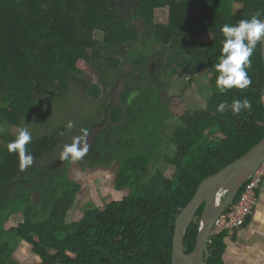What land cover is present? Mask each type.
Listing matches in <instances>:
<instances>
[{"label":"trees","instance_id":"obj_1","mask_svg":"<svg viewBox=\"0 0 264 264\" xmlns=\"http://www.w3.org/2000/svg\"><path fill=\"white\" fill-rule=\"evenodd\" d=\"M165 8L169 9L168 24L156 23V9ZM257 11L264 13V0H0V121L16 125L33 117L38 124L40 120L45 123L48 118L38 113L42 99L70 98L75 92L72 81L95 66L99 74L112 80L120 63L114 57L116 51L141 39L126 55L134 66L142 65L160 46L178 40L184 58L175 61V73L183 76L214 70L223 39L221 26L236 24ZM135 21L143 23L142 37ZM95 30L105 32L103 41L94 38ZM189 36L194 41L184 42ZM193 62L196 67L190 70ZM141 69L143 72L144 67ZM246 70L252 84L225 93L216 89L214 70L209 83L217 93L207 107L185 115L175 125L171 139L175 150L164 153L169 144H161L160 161L156 145L149 154L127 152L120 158L114 179V188L122 198L102 207L85 206L79 222L67 221L81 189L74 181L63 185L56 201L38 216L32 214V199L23 184L17 198L13 189L8 198L0 193V264H19L16 256L22 245L34 254V264H173L176 218L201 182L245 155L264 137L261 44ZM87 88L90 98H100L97 82ZM245 97L252 104L250 110L235 115L230 108L217 111L220 102L230 104L233 98ZM110 109L113 122H120L121 108ZM4 136L0 133V138ZM8 143L0 146L3 190L16 181L28 180L27 169L20 170L19 157L8 152ZM28 149L33 164L40 162L57 149L55 134L32 138ZM168 168L173 169L171 177L166 175ZM243 191L244 187L235 203ZM203 209L186 235L187 253L195 248ZM12 221L18 223L16 227L9 225ZM231 239L227 233L212 236L208 264H225Z\"/></svg>","mask_w":264,"mask_h":264},{"label":"rangeland","instance_id":"obj_2","mask_svg":"<svg viewBox=\"0 0 264 264\" xmlns=\"http://www.w3.org/2000/svg\"><path fill=\"white\" fill-rule=\"evenodd\" d=\"M239 9V7H236V10ZM157 14L158 17L157 19L155 17V22L160 24H168V9L157 10L154 16ZM133 25L136 30H138V34L140 35V37H142L144 32L143 23L140 21H135L133 22ZM104 36V31L95 30L94 38L97 41H103ZM189 37L188 39L187 37L184 38L185 42L194 41L191 36ZM207 37L208 36L203 37V39H206ZM140 41L139 43H142ZM139 43L123 45L116 51V55L114 57H117V60L119 59L120 63L119 69L114 72L116 74V77H114L112 80H108L106 76L99 74V72L97 71L98 66H95L89 70L87 69L82 78L79 77L72 81V88H74L75 92L70 98H67L64 101H60L58 99H53L51 101L47 99L48 97L46 99H42V105L40 104L38 108V113H42L44 114V117L48 118L45 123H42V120H40V123L38 124V122H36V119H33V117H27L22 121V123L16 125H12V123L10 122L0 121V133L5 134L3 138H0V146L2 145V143H8L7 140L10 138L13 140L16 134H18L19 129L21 127L28 128V130L32 134V138L38 139L42 136H50L52 134H55L57 139V149L53 153L46 155L44 159H42L40 162L32 165L33 168L38 170L39 166L43 168V165L51 162L52 160H63L61 158V152L63 151L64 145L71 144L74 138L81 137V143H86L89 147L94 142L95 138L99 136V134H101L104 130H107L108 127L113 126L115 129L122 128L124 132H126L125 140L133 139L134 154H149L153 152V147L156 145L158 147V160L157 158L156 160H162L163 156H161L160 153L163 146L161 148V144H164V142H168L169 144L167 148H165L164 153H170L172 150H175V145L171 141V139L173 138L175 125L179 124L181 122V118L185 115L190 114L195 110H200L202 108L207 107L211 96L217 93L216 89H213V91L211 89L210 94H208V92L206 91L204 93L205 88H209L207 84L212 79V76L214 75V70L211 68H207L202 71L194 79L195 82L191 84L193 86L190 87L191 89L189 88V90L186 91L185 95L182 94V90L180 88V83H182L183 81H181L178 76L172 77L171 75H168V79L165 80V84L163 86V88H165V85L167 84V88L165 89L167 97H163V99L165 98V102L169 103V106L167 107L173 110V113L171 114V119L165 118L163 120V123L167 128L161 136H155L153 134L156 128H154L152 124L153 121L160 115L159 113L157 114V116L150 117L147 120H140L141 125L144 126V133L136 132L134 133L135 135L132 136L130 132L128 134L126 126L129 119L131 118L127 114V109L129 108L127 106L131 105L134 99L139 100V102H141L144 97L149 95L148 91L151 90V85H154L156 84V82L161 81V77L157 75L154 76L155 78L152 81L149 79L148 82H146L145 80L143 82L142 77L144 78V76L140 74L142 76L140 77L139 73L133 69V64L131 63V60L126 58L128 51L133 50L135 46ZM146 44H148V42ZM143 49L145 48L139 47V50ZM146 50H150L149 45L146 46ZM151 58L152 57H149V60H152ZM158 58L162 59L160 57ZM168 58L164 60V70L167 69V72L170 73V64L172 65L173 59L171 60L170 58ZM183 58L184 56H181L182 60ZM178 59L180 58L178 57ZM195 67L196 65H194L193 62L191 63L189 69L192 70ZM177 80H180V82L177 83ZM96 82L100 85L101 88V96L97 100L90 98L87 88L89 87V85ZM186 84L187 88L190 83L186 81ZM182 85L183 83L181 84V86ZM182 88H184V85ZM208 95L210 96L207 97ZM127 96L129 97V99L127 98ZM113 106H118L121 108V115L123 117L122 121L116 124L112 121V110L110 108H112ZM69 121H72L73 123V127L71 129L67 127ZM169 123L170 125L168 126ZM91 125L95 126L92 129L93 131L89 132L88 130L91 129ZM138 126L139 125H136V129H138ZM92 134V140L86 138V136L89 137ZM148 134H151L153 137H148ZM139 142H142L143 145L140 146ZM122 153L126 155V150ZM77 161L78 160L73 161L71 159L65 160V168L66 171L70 173L71 179L73 181H76L78 183L82 181L87 185L88 189L82 199H85V203L92 199V201H90L89 203L93 202V204L91 203L86 207H102L105 203L117 201L122 198L121 193H118L116 191L113 192L112 190L111 181L113 176L111 177L109 173L103 171H98L95 175H89L83 172V169H87V167H89L87 166V161L85 160L83 169H81L80 166L76 164ZM153 166L154 165H151L150 168H153ZM160 166L164 167L163 164H161ZM149 173H151V170L149 171ZM166 175L168 177H171L173 175V169L168 168L166 171ZM62 177H64V182L67 176L63 175L61 176V178ZM54 188L57 189L56 195L59 196L60 193H62V189L58 185H55ZM84 210V208L83 210H79V206L75 204V206L69 211L67 215V221L69 223L79 222L81 217L83 216V213L86 211ZM17 224L18 223L15 222L9 225L11 227H16ZM18 254L19 255L17 258V262L19 264H26V262L31 264L36 263V261L32 257L34 256V254H32L30 249H28L25 245H22V248L18 252Z\"/></svg>","mask_w":264,"mask_h":264},{"label":"flooded vegetation","instance_id":"obj_3","mask_svg":"<svg viewBox=\"0 0 264 264\" xmlns=\"http://www.w3.org/2000/svg\"><path fill=\"white\" fill-rule=\"evenodd\" d=\"M179 42L180 41L177 40L176 44L173 45L171 43L170 46L168 47L160 46L159 48H157V50L153 52L152 55L148 56L147 60H145L142 65L140 66L133 65V69L136 70V72H138L139 75L142 74V76H144L143 78L140 75V77H142L143 82L144 80L148 82L149 79L152 81L155 78L154 76L157 75L161 77V81H158L156 82V84L151 85L150 88L151 90L148 91L149 95L144 97L141 102H139V100L134 99L131 105L128 106L126 105L127 107H129L127 109L128 110L127 114L131 113L128 114L131 118L126 124L128 134L130 132L131 135L133 136L135 135L134 133L136 132L144 133L143 132L144 126L141 125L140 120H147L150 117L157 116V114L160 113V115L153 121L152 125L154 126V128H156L153 134L155 136H161L162 133L167 128L165 127L163 120L165 118L171 119L172 117L171 114L173 113V110L167 107L169 106V103L165 102V98L163 99V97H167V94L165 92L166 91L165 89L167 88V84L165 85V88H163V86L165 84L164 83L165 80L168 79V75H171L172 77L178 76L180 80L183 81L182 83L184 85V88H182L183 85L181 86L182 83H180V88L182 90V94L185 95L186 91L193 86L191 84L195 82L194 79L202 71L205 70L203 69L199 71L197 74L186 73L183 76L179 75V73H175V69H176V67H174L175 61L182 60L181 56H183L180 50L182 48V45ZM149 57H152L151 58L152 60H149ZM158 57L162 59H159ZM168 57L171 60L173 59L172 65L170 64V68H171L170 73L167 72L168 71L167 69L164 70L165 68L164 60H166ZM178 57L180 59H178ZM155 60L157 61V63ZM131 63L133 64L132 61ZM142 66L144 67L143 72H141ZM180 80H177L178 81L177 83H179ZM186 81L190 83V85L187 86V88H186L187 85ZM207 85L209 86V88H205L204 93L206 91L208 92V94H210L211 89L213 91V89L215 88H213L210 83H208ZM209 96L210 95H208L207 97ZM127 98L129 99L128 96ZM114 107L115 106H113L112 108ZM95 125L93 126L91 125L90 126L91 129L88 131L89 132L93 131L92 129L94 128ZM136 125H139L138 129H136ZM169 125L170 123L168 124V126ZM148 137H153V136L151 134H148ZM86 138L92 140L93 134L90 135L89 137L86 136ZM125 139H126V132H124L122 128L115 129L113 126L108 127L107 130H104L101 134H99L97 138H95L91 146L88 147L89 149L87 154L82 159L78 160L76 164L80 166L81 169H83L85 164L84 162L86 160L87 166L89 167H87V169H83V172L89 175L92 174L95 175L98 171L109 173L111 177L113 176L112 190L113 192H115L116 190L114 188V179L120 168V162L122 159L121 157L125 155L122 152L126 150L127 153L133 151L134 149L133 139L131 140H125ZM139 145L141 146L143 145V143L139 142ZM65 164H66L65 160H55V161L52 160L51 162L43 165V168L39 166L38 170H36L35 168H33V166H31L27 168L28 176L26 175V177H28L27 178L28 180L16 181L7 188L2 187L5 188V190L0 189V193L8 198L7 194H9V191L11 189H14L13 195L17 198L20 192L19 186L23 184L22 188H24V191L27 192L32 199V204L34 206V209L32 210V214L37 215L38 212H44L48 209V207H50L53 204V202L58 197L56 195L57 189H55L54 186L58 185L62 189L63 185H65L68 181H73L71 179L70 173L66 171ZM63 175L67 176L64 182H63L64 177L61 178V176ZM78 184H80L81 189L78 195L79 198L75 204H77V206L79 207H85L93 203V202L89 203L90 201H92V199H90V201H87L86 203H85V199H82V197L85 196V192L88 189L87 185L82 181L79 182ZM6 189L8 190V192Z\"/></svg>","mask_w":264,"mask_h":264},{"label":"clouds","instance_id":"obj_4","mask_svg":"<svg viewBox=\"0 0 264 264\" xmlns=\"http://www.w3.org/2000/svg\"><path fill=\"white\" fill-rule=\"evenodd\" d=\"M264 13L257 11L250 18L241 19L236 24L225 23L221 26L220 54L214 64L217 73L215 86L220 93H225L232 88L245 89L252 84L247 68L251 67V57L258 44L264 43ZM264 101V95L261 96ZM230 108L233 114H239L242 109L250 110L252 104L245 97L243 100L233 98L231 103L222 101L217 106V111L223 112ZM67 127H73L69 121ZM81 137L74 138L71 144L64 145L61 152L63 160L73 161L82 159L88 152V145L81 143ZM32 142V134L26 127H21L15 138L7 145L9 153H16L19 157V168L24 171L33 164L34 156L29 151L28 145ZM257 216L260 215L257 211Z\"/></svg>","mask_w":264,"mask_h":264},{"label":"water","instance_id":"obj_5","mask_svg":"<svg viewBox=\"0 0 264 264\" xmlns=\"http://www.w3.org/2000/svg\"><path fill=\"white\" fill-rule=\"evenodd\" d=\"M264 66V43L261 44ZM264 163V137L245 155L235 160L199 185L193 199L177 216L173 236V264H208L209 243L219 218L234 204L243 186L257 173ZM204 207L199 222L195 248L187 253L184 248L186 235L197 213Z\"/></svg>","mask_w":264,"mask_h":264},{"label":"crops","instance_id":"obj_6","mask_svg":"<svg viewBox=\"0 0 264 264\" xmlns=\"http://www.w3.org/2000/svg\"><path fill=\"white\" fill-rule=\"evenodd\" d=\"M155 17L157 19L158 14L154 16V20ZM258 199V206L253 210L247 224L230 236L232 239L229 241L225 264H264V182L258 190ZM83 208L79 207V210H83ZM257 211L260 213L259 216L256 215ZM12 223L15 222L12 221ZM16 257L18 258V256ZM32 257L37 262L35 256Z\"/></svg>","mask_w":264,"mask_h":264},{"label":"built area","instance_id":"obj_7","mask_svg":"<svg viewBox=\"0 0 264 264\" xmlns=\"http://www.w3.org/2000/svg\"><path fill=\"white\" fill-rule=\"evenodd\" d=\"M264 182V163L257 173L243 186L244 191L238 202L226 211L217 221L212 231V236L227 233L233 236L237 230L245 226L253 210L258 206V190Z\"/></svg>","mask_w":264,"mask_h":264}]
</instances>
